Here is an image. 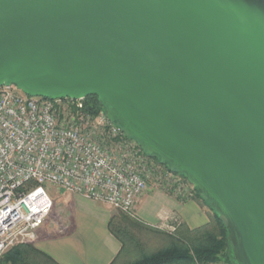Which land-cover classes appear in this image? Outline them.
<instances>
[{
    "label": "water",
    "instance_id": "95a60500",
    "mask_svg": "<svg viewBox=\"0 0 264 264\" xmlns=\"http://www.w3.org/2000/svg\"><path fill=\"white\" fill-rule=\"evenodd\" d=\"M97 97L264 264V0H0V88Z\"/></svg>",
    "mask_w": 264,
    "mask_h": 264
},
{
    "label": "built area",
    "instance_id": "2783aa9c",
    "mask_svg": "<svg viewBox=\"0 0 264 264\" xmlns=\"http://www.w3.org/2000/svg\"><path fill=\"white\" fill-rule=\"evenodd\" d=\"M149 184L181 202L196 197L184 176L164 171L106 112L86 110L84 100L0 88V259L36 241L56 206L51 188L135 218ZM179 226L168 215L159 229L174 234Z\"/></svg>",
    "mask_w": 264,
    "mask_h": 264
},
{
    "label": "crops",
    "instance_id": "0c3cea01",
    "mask_svg": "<svg viewBox=\"0 0 264 264\" xmlns=\"http://www.w3.org/2000/svg\"><path fill=\"white\" fill-rule=\"evenodd\" d=\"M64 195L68 232L59 234L50 226L43 227L35 247L58 264H112L122 250L109 227L112 211L106 204ZM168 215L179 217L182 226L195 230L206 226L216 213L200 193L181 202L161 190L147 193L137 208L138 220L152 227L161 225Z\"/></svg>",
    "mask_w": 264,
    "mask_h": 264
},
{
    "label": "trees",
    "instance_id": "16d2710c",
    "mask_svg": "<svg viewBox=\"0 0 264 264\" xmlns=\"http://www.w3.org/2000/svg\"><path fill=\"white\" fill-rule=\"evenodd\" d=\"M84 104L92 113L105 112L97 97L84 99ZM149 158L164 171H170L158 158ZM119 213L109 225L122 244L121 253L112 264H237L230 256L232 245L227 223L218 215L211 217L204 227L190 230L181 224L171 234ZM0 260V264H58L31 244L12 248Z\"/></svg>",
    "mask_w": 264,
    "mask_h": 264
},
{
    "label": "rangeland",
    "instance_id": "374dc122",
    "mask_svg": "<svg viewBox=\"0 0 264 264\" xmlns=\"http://www.w3.org/2000/svg\"><path fill=\"white\" fill-rule=\"evenodd\" d=\"M155 190H160V189H158L155 185H153V184H149V187H148V189H147V192L145 193V195L147 194V193H150V192H153V191H155ZM162 191V190H161ZM50 194L52 195V197L54 198V200H55V204H56V206H55V208H54V211L52 212V215H51V217H50V219L47 221V224L45 225V227H52V228H54V229H56V231H57V228L58 227H60V226H63L64 224L66 225V223H65V221H66V218H67V208H66V206H65V204H64V193L63 192H61V191H58V189H56V188H51L50 189ZM144 195V196H145ZM144 196H143V198H144ZM142 198V199H143ZM105 205V204H104ZM207 205V204H206ZM108 206V205H107ZM109 210H111L112 211V214H113V216H112V218H114L115 216L117 217L120 213H119V211H116V210H114L112 207H110V206H108L107 207ZM177 217V216H176ZM112 218H111V220H112ZM131 219H133V220H137V219H139V217H137V211H136V217L135 218H133V217H130ZM179 220H180V218L179 217H177ZM181 221V220H180ZM181 224H182V222H181ZM160 227V225L159 226H157L156 228H159ZM162 230V229H161ZM58 233V232H57ZM60 234V233H59ZM38 238H39V235H37V239H36V241L35 242H33V243H29V244H31V245H34L35 246V243L37 242V240H38ZM12 249V248H11ZM10 249V250H11ZM10 250H8V251H10ZM7 251V252H8ZM6 252V253H7ZM5 253V254H6ZM4 254V255H5ZM230 256H231V259L233 260V261H235L234 260V258H233V254H232V250L230 251ZM1 261V260H0Z\"/></svg>",
    "mask_w": 264,
    "mask_h": 264
}]
</instances>
